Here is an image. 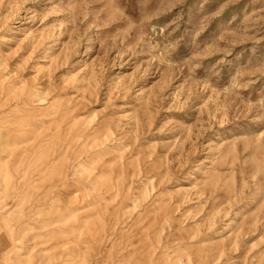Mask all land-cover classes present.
<instances>
[{"label": "rangeland", "instance_id": "rangeland-1", "mask_svg": "<svg viewBox=\"0 0 264 264\" xmlns=\"http://www.w3.org/2000/svg\"><path fill=\"white\" fill-rule=\"evenodd\" d=\"M4 168L0 264H264V0H0Z\"/></svg>", "mask_w": 264, "mask_h": 264}, {"label": "bare ground", "instance_id": "bare-ground-1", "mask_svg": "<svg viewBox=\"0 0 264 264\" xmlns=\"http://www.w3.org/2000/svg\"><path fill=\"white\" fill-rule=\"evenodd\" d=\"M1 167H4V165H1ZM5 173H6V179H11V178L13 177V176L10 175V173L8 172V170L6 171L5 168L3 169V171H0V176H1V177H4V176H5ZM69 196H70L71 198H74V194H73V193H70ZM6 219H7L6 216H3V217H2L3 225H4L3 228L6 229V231H7V233H8L7 235L11 237L12 228H11V226H10L9 224H4V223H6ZM0 226H1V223H0ZM53 233H54V234H57L58 232L54 231V232L50 233V234H49V237L53 236ZM54 239H55V238H54ZM19 241H20V240H19ZM55 260H57V259H55Z\"/></svg>", "mask_w": 264, "mask_h": 264}]
</instances>
